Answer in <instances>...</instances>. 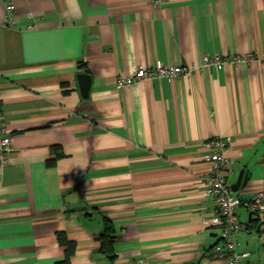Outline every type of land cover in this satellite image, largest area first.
Listing matches in <instances>:
<instances>
[{
  "label": "crops",
  "instance_id": "obj_1",
  "mask_svg": "<svg viewBox=\"0 0 264 264\" xmlns=\"http://www.w3.org/2000/svg\"><path fill=\"white\" fill-rule=\"evenodd\" d=\"M254 62L203 66L204 56ZM264 0H0V264H228L206 192L229 142L228 181L264 184ZM159 62L175 79L117 80ZM92 76L82 95L78 74ZM245 264H264V212L239 209ZM114 228L115 260L102 252Z\"/></svg>",
  "mask_w": 264,
  "mask_h": 264
},
{
  "label": "built area",
  "instance_id": "obj_2",
  "mask_svg": "<svg viewBox=\"0 0 264 264\" xmlns=\"http://www.w3.org/2000/svg\"><path fill=\"white\" fill-rule=\"evenodd\" d=\"M154 6L163 5L166 0H151ZM259 57L250 53L247 56L239 54L223 57L219 54L214 56L205 55L203 66H221L226 63L240 64L242 62H254ZM264 58V54H263ZM196 69L195 66L180 64H165L159 62L153 67L140 66L136 71L126 77L117 80L119 87H128L143 79L169 78L175 79ZM213 151L207 160L211 164V174L208 178L206 192L215 199L217 204L216 214L209 222L221 229L224 242V249L227 253L228 264H245V257L249 253H242L239 250V232L242 229V222L239 217V209L248 207L254 212H264V184L250 200L243 199L233 191L232 184L228 181L226 172H230V157L227 155L229 142L217 137L210 142ZM12 151V135L7 127L5 115L0 110V166L7 162ZM125 264H146L141 259L128 261Z\"/></svg>",
  "mask_w": 264,
  "mask_h": 264
},
{
  "label": "trees",
  "instance_id": "obj_3",
  "mask_svg": "<svg viewBox=\"0 0 264 264\" xmlns=\"http://www.w3.org/2000/svg\"><path fill=\"white\" fill-rule=\"evenodd\" d=\"M114 228L111 224L107 223L105 231L101 235V248L102 252L107 255L111 260H115L114 241H115ZM60 244L65 248V258L56 262L55 264H73L72 258L76 252V242L68 238L66 233L61 232L58 235Z\"/></svg>",
  "mask_w": 264,
  "mask_h": 264
},
{
  "label": "water",
  "instance_id": "obj_4",
  "mask_svg": "<svg viewBox=\"0 0 264 264\" xmlns=\"http://www.w3.org/2000/svg\"><path fill=\"white\" fill-rule=\"evenodd\" d=\"M78 79L80 83V89L82 95L86 98L90 96V89L92 84V76L89 73H80L78 74ZM249 181V173L243 169L240 172L239 179L236 183L232 185L233 191L237 192L241 188H245Z\"/></svg>",
  "mask_w": 264,
  "mask_h": 264
}]
</instances>
